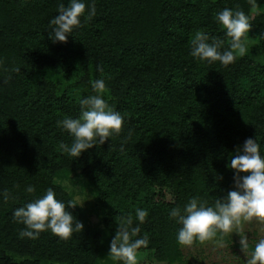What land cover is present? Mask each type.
<instances>
[{"label": "trees", "instance_id": "16d2710c", "mask_svg": "<svg viewBox=\"0 0 264 264\" xmlns=\"http://www.w3.org/2000/svg\"><path fill=\"white\" fill-rule=\"evenodd\" d=\"M60 3L68 0H0V190L20 185L15 199L0 201V264L69 262L37 240L18 238L23 225L12 218L33 199L23 191L27 184L36 186L35 196L52 187L57 199H73L57 181L69 172L96 191L101 220L94 225L79 207L69 209L84 225L64 241L67 250L85 247L76 264H118L108 257L109 224L137 207L149 212L141 235L150 244L139 252L173 264V204L164 190L176 203L195 194L211 200L233 186L225 165L237 146L257 138L264 153V0L255 11L247 0H95L96 15L66 43L52 44L49 21ZM236 6L251 16L247 39L258 48L226 67L194 59L195 32L223 38L215 14ZM12 67L20 73L10 74ZM95 78L105 80L104 98L124 124L74 160L58 148L72 139L58 121L79 116Z\"/></svg>", "mask_w": 264, "mask_h": 264}, {"label": "clouds", "instance_id": "9594fccd", "mask_svg": "<svg viewBox=\"0 0 264 264\" xmlns=\"http://www.w3.org/2000/svg\"><path fill=\"white\" fill-rule=\"evenodd\" d=\"M247 3L253 11L260 7L259 0H247ZM95 15V0L87 4L85 0H68L67 6L60 3L57 14L49 21V41L66 43L69 36L83 26L82 20H91ZM214 18L223 29V38L197 30L190 42V55L201 62H219L226 67L238 56L248 53L246 41L252 27L251 16L236 6L219 10ZM97 70L102 71L99 67ZM8 71L20 73V68L12 67ZM88 83L91 94L79 100V116H65L58 121L72 138L70 144L60 142L58 148L74 160L97 144L102 145L110 137L119 135L124 124V116L104 98L105 80L89 79ZM225 167L233 173V186L226 192L211 195V200L195 194L188 196L186 202L176 203L174 193L164 190L163 198L173 204L167 217L175 225L173 240L178 256L174 264H188L190 260L197 264H264V153L257 138H247L237 146ZM19 187L13 185V189ZM79 188L71 178L65 181L69 194ZM13 189L0 190V201L6 203L15 199ZM36 190L35 185L27 184L23 191L33 199L12 212L13 220L23 225L18 238L36 240L41 233L50 231L61 240H68L74 232L83 230V223L69 211L83 206L85 201L80 196L66 203L56 198L52 187L46 188L42 196H35ZM148 216L146 208L137 207L134 213L119 217L109 244L111 260L118 264H139V250L150 244L149 235H141V226Z\"/></svg>", "mask_w": 264, "mask_h": 264}, {"label": "rangeland", "instance_id": "374dc122", "mask_svg": "<svg viewBox=\"0 0 264 264\" xmlns=\"http://www.w3.org/2000/svg\"><path fill=\"white\" fill-rule=\"evenodd\" d=\"M246 42L248 46V52H251L258 48L255 43H252L248 39ZM70 178L74 181V183L77 186L80 187L78 191L71 193L73 195V198L78 195L81 197V200L85 201L83 206L79 208L86 212L87 216L89 217V221H91L90 223L94 225L100 223L101 220L97 216V211H96L97 208L95 206L96 191L93 190L89 184H85V181L77 173L74 172L60 174L57 178V181L59 180L58 182H60L61 185L65 186V181L69 180ZM129 209H126L124 214L134 213L133 209L131 208ZM118 222H119V218L115 221L110 222L109 224V229L112 231L113 235L115 233L116 223ZM36 240L40 244V247L43 248V250L49 254H55V255H58L60 253L66 254L69 258V260L67 259L69 262L65 264H76L80 261L79 259L81 257L86 255L84 246L73 247L72 250L71 249L67 250L66 246L68 245V243L64 242L65 240H61L52 233L43 237L41 235L40 238ZM234 251L238 252V250L235 248ZM138 262L139 264H161L152 260L151 255L148 254V252H138ZM43 264H59V263L57 262L52 263L46 261ZM188 264H197V262L194 260H190Z\"/></svg>", "mask_w": 264, "mask_h": 264}]
</instances>
